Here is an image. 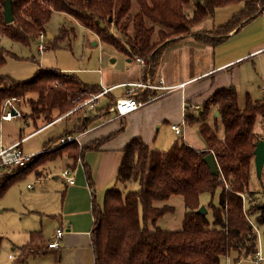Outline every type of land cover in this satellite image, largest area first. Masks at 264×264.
Masks as SVG:
<instances>
[{"label": "trees", "instance_id": "1", "mask_svg": "<svg viewBox=\"0 0 264 264\" xmlns=\"http://www.w3.org/2000/svg\"><path fill=\"white\" fill-rule=\"evenodd\" d=\"M134 0H10L13 19L5 22L3 0H0V36L29 45L31 40L45 32V24L54 11L63 12L86 28L95 32L102 41L112 44L129 58H144L143 73L154 76L160 55L167 45L190 33L191 27L212 16L220 6L242 2L238 11L217 27L193 37L205 44L216 45L227 34L238 31L256 18L264 0H135L137 10L132 13ZM192 2V13L187 16L185 6ZM131 24V31L128 26ZM112 25L120 38L108 30ZM157 39L152 40L154 29ZM70 30L60 28L59 34L48 40L59 46ZM73 32V31H72ZM6 56H18L0 47V67ZM99 85L83 82L76 74L59 68L38 67L32 77L15 79L9 74L0 75V121L3 103L7 98H28L33 113L43 116L46 122L53 119L52 112H68L88 94L98 91ZM111 101L101 111L109 112ZM217 110L214 120H220L223 136L216 134V124L206 122L209 114ZM102 113L85 114L65 134L73 135L87 128ZM259 117L262 132H255ZM184 121L195 125L204 148L198 149L178 141L167 149L152 148L141 137L131 138L122 148V157L116 169L119 182L137 181L139 188L106 189L101 205L93 201V225L90 230L94 264H221L220 258L236 251V260L252 257L257 252V229L264 238V187L250 189L255 172L253 149L264 139V97L252 98L246 92L240 106L239 93L230 84L216 89L196 111L186 110ZM43 144L23 167L11 168L0 174V197L19 176L37 168L51 157L62 152L72 161L97 148L102 139L78 146L77 142L59 145L48 150ZM56 141V139H55ZM68 147V148H67ZM212 152L217 170L212 171L204 156ZM86 179L91 184V171L84 166ZM264 171V166L261 172ZM261 176L259 178H261ZM219 187L218 202L209 201L212 220L206 213L197 212L199 196L213 194ZM172 194L183 196L185 211L181 229L150 228L148 220L171 210L169 205L156 206L154 201L165 200ZM35 234H30L33 241Z\"/></svg>", "mask_w": 264, "mask_h": 264}, {"label": "crops", "instance_id": "2", "mask_svg": "<svg viewBox=\"0 0 264 264\" xmlns=\"http://www.w3.org/2000/svg\"><path fill=\"white\" fill-rule=\"evenodd\" d=\"M44 34L47 36V40L53 37L46 30ZM263 39V21L259 15L254 20L244 24L238 31H230L227 37L216 45L201 43L191 33L183 36L178 41L166 46L162 51L156 73L151 76L157 87L147 90L144 94L136 95L140 99L146 97L147 94L148 98L149 95L151 97L146 103L123 116L101 110L109 101L112 104L115 98L125 95L128 83L145 79L143 65L137 59L125 58L121 51H118L113 45L105 43L110 47L111 53L116 55L115 60H120L121 66L126 65L124 63H133L131 67L130 65L125 66L118 73L114 71L102 73L100 67L88 68L87 66L66 71L62 70L66 73L76 74L85 83L97 84L102 88L103 93L99 97L98 106L92 110L84 108L85 112L83 113L85 115L101 112L102 115H98L83 131L73 134L76 137L75 142L80 146L99 139H102V141L97 148L94 147L86 151L74 163L64 153L57 155V157H61L62 167L54 175V179L58 180L60 175L61 180L59 179L53 185L52 194H48L49 192L43 193L44 188L41 191H34L42 197L41 202L34 207L40 215V223L34 221L31 224L33 228L29 230V246H22L18 249L14 245L12 250L15 251L10 253L9 257L16 258L12 255L19 252L21 254L18 256L22 255V257L28 254H43L41 257H46L47 264H94L90 238V230L93 225L92 204L95 201L101 205L106 189L116 186L118 181L115 174L122 157L123 146L135 136L141 137L150 147L158 149L164 148L156 146H170L176 141L181 143L178 139L181 134H176L171 128V124H177L182 132V142L198 149L204 148L196 126L192 128V125L184 122L186 110L196 111L208 96L222 86L240 84L241 64H238L239 61L248 58L246 54L250 48L262 47ZM209 51H211V60ZM202 52L208 53L210 61L204 69H200L198 60L195 61L192 57L194 54ZM180 83H184L183 88L168 91L164 89V86ZM263 84L264 81L259 86L262 91ZM19 102L15 103L17 108H20ZM185 105L188 106L185 107ZM65 113L60 114L58 112V115L47 123L53 125L58 120L69 119L74 123L69 124V122L65 126L64 132H67L77 120H71V118L73 119L72 113ZM19 115L21 114L19 113L17 117ZM208 122L211 126L216 124V134L218 137H222L223 127L221 121L213 120L211 117ZM162 127L169 129L170 135L162 136L163 138L158 143V135ZM261 130L260 121L256 120L254 131L260 132ZM166 133H168L167 130ZM48 140L50 138L45 142ZM15 143H18L22 149L21 141L18 140ZM12 144L14 142L9 145ZM0 145L2 144L0 143ZM9 145L3 144L2 146ZM40 151L42 150L38 152ZM24 153L36 154L37 152ZM53 158H56V156L48 160H53ZM45 162L31 171L41 175V167L44 166ZM85 165L89 166L91 171V184L86 179ZM65 168L70 170V175L73 178L72 182H68L62 174ZM28 172L19 176L11 184L23 178ZM26 187L31 188L32 185L27 183ZM204 193L206 192L200 194L199 200L200 203L206 205L201 198ZM154 205H169L173 210L171 214L164 213L160 216L161 218L153 219L156 220L154 224L157 225L162 222L161 227L179 228L185 211L181 194H172L165 200H156ZM57 228L63 229L60 244L58 247L47 248L46 244L53 239ZM32 232L35 237L33 241H30ZM257 253L262 257L261 260H256L254 256L236 260L237 252L230 251L229 254L221 256L220 262L221 264H264V238L260 227L257 229Z\"/></svg>", "mask_w": 264, "mask_h": 264}, {"label": "rangeland", "instance_id": "3", "mask_svg": "<svg viewBox=\"0 0 264 264\" xmlns=\"http://www.w3.org/2000/svg\"><path fill=\"white\" fill-rule=\"evenodd\" d=\"M242 4V2H238L236 4L216 7L212 16L205 18L204 20L191 27V35H193V33H200L217 27L221 23L225 22L229 17H231L233 13L238 11ZM136 10L137 4L134 0L132 1L131 11L133 13L134 11L136 12ZM185 12L187 16L191 15L192 2L185 6ZM62 27H66L70 31L68 32L67 36L62 41H60V44L57 47L51 46L48 43L49 38L47 40V36L44 33H42V35L44 36H38L35 39L31 40L29 45L11 40L5 35L0 36V47L9 50L10 52H13L18 56V58L6 56L5 64L0 67V75L9 74L10 76L18 80L27 79L32 77L37 68L40 66L53 68L56 67L64 71L72 70L75 68H82L85 66H87L88 68L100 67V71L102 73H110L111 71L118 73L125 66L130 65L131 67V65L133 64L124 63L126 65L121 66L120 60L116 61V55L111 53L110 47L108 45H105V43L107 42L102 41L95 32L86 28L70 15L63 12L54 11L49 21L45 24V30L53 36H57L59 34L60 28ZM157 29L158 28H155L152 34V40L154 41L157 39ZM108 30L109 32L120 38L121 34L116 33L112 25L108 26ZM128 31H131V24H129L128 26ZM178 40L179 39H177L176 41ZM39 44L45 45V48L41 51L38 49ZM261 48V46L254 49L250 48L246 54L248 55V58L242 59L238 63L241 64V73L240 84L236 85V88L239 93L240 106L242 107L244 105V94L246 92H248L252 96V98L255 99L264 97V92L259 87L260 84L264 81V50L253 56L254 52ZM209 53L211 60V51H209ZM122 55L127 58L124 53H122ZM192 57L195 59V61L198 60L200 69H204L210 63L207 52L194 54ZM111 58H114V61H111ZM135 59H137L143 66L145 65L146 67H148L145 63L144 58L136 56ZM138 82H148L154 85L146 87L142 92L138 91V95L144 94L147 90L155 89L157 87V85L152 81L151 73L149 74L148 72L146 73L144 80H138L130 82L128 84ZM99 88L100 89L98 91L93 93H103L102 88L100 86ZM164 89L168 91L180 89V87L178 86V84H174L171 86H164ZM89 95L90 94H88V96ZM30 97L36 98V93H28L24 98L20 100V102L18 98L16 100H13L10 97V101H13L14 106L15 103H20V108H17L16 106L15 108L16 111H18L21 115L17 117V113L12 118L1 119L0 143L2 145H9L12 142H18L19 140L21 141V146L24 152L38 153L39 150H42V145L47 139L55 138L56 141L54 139L46 146L48 150H51L49 148L58 141V138L66 135L64 132L65 126L69 122V124H73L74 122L70 121L69 119H63L58 120L53 125L48 124L46 121H44L43 116L33 113L30 103L28 102V98ZM150 97L151 95H149V98ZM149 98L148 94L146 97H142L141 99L137 97V99L142 102L141 105L146 103ZM84 100L78 101L77 106L74 108L76 109L82 106L80 109L71 110L68 111V113H64H72L73 119L71 118V120H78L83 116V113L85 112V105L83 104ZM187 106L188 105H185V107ZM57 115L58 112L54 110L52 112L53 118ZM211 117L214 120L216 116H213V114L211 116V113L209 114L208 118L206 119V122L209 125L211 124L208 122V120H210ZM257 120H259V117ZM193 126L195 127V125H192L191 127L194 128ZM166 130L168 131V133H166ZM166 134L170 135L169 129H165L164 127H162L159 131V137L157 140L158 143H160V140L163 138L162 136H165ZM77 145L80 146L78 143ZM156 147L167 149V147L169 146ZM63 153L64 152H62V154ZM80 158L81 157L79 155L77 159ZM61 167V157L56 156V158H53V160L46 161L44 166L41 167V175H37L35 171L28 172L23 178L11 184L7 188L5 193L0 197V264H47L46 257H41L43 254H28L24 255L23 257L21 255L16 258H10L9 254L15 251L12 250V247L14 245L17 246L18 249H20V247L22 246H29V230L33 228L31 224L34 221H36L38 224L40 223V215L34 207L41 202L42 197L39 193H34V191H41L44 188L42 190L43 193L49 192L48 194H52L53 185L60 179L59 175V179L55 180L54 175L59 172ZM27 183L32 185V187L27 188ZM261 186L264 187V171L261 178H258L255 172L252 173L249 188L254 190L261 188ZM113 187L120 190H135L139 188V184L137 181H130L126 183L118 181L116 186ZM219 192L220 188L217 187L213 194L209 192L202 194V201H205L204 204H207L210 200L214 203H217ZM204 206L206 207V205ZM206 209L207 210L205 213L208 219L211 221L212 209L210 207H206ZM171 212H173L172 209L166 211L167 214H171ZM155 221L156 220H148V226L151 228H155L157 226L161 227L160 225L162 224V222L156 225L154 224ZM164 229L177 230L181 229V225L177 229Z\"/></svg>", "mask_w": 264, "mask_h": 264}, {"label": "built area", "instance_id": "4", "mask_svg": "<svg viewBox=\"0 0 264 264\" xmlns=\"http://www.w3.org/2000/svg\"><path fill=\"white\" fill-rule=\"evenodd\" d=\"M259 16L262 18L263 21V34H264V6L261 8V11L259 13ZM40 37L44 36L42 33L39 34ZM45 48L44 44H39L38 49L41 51ZM264 50V39L262 43V48L254 52L253 56L258 54L259 52ZM154 86L150 83L145 82H138V83H131L126 86V94L123 96H119L115 98L112 101V104L109 108V111L117 116H123L132 110L138 108L141 106L142 102L137 99L136 95L138 94V91L142 92L146 87ZM180 88L184 86V83L178 84ZM264 91V84L261 87ZM102 93L95 94L91 93L84 101L83 104L85 105V108L87 109H95L98 106V100ZM13 100H16V97H11ZM3 115L2 118L9 119L13 116H15L18 111H16V108L13 104V101H10V98H7L3 103ZM13 112V113H12ZM171 128L175 131L176 134H181V129L177 124H171ZM70 141H76V137L73 135L66 134L64 136H61L58 138V141L53 144L49 149H55L59 145H62L63 143H68ZM35 154H26L23 152V150L19 147L18 143H14L9 146H2L0 145V174L1 173H10L11 168H19L23 167L26 164L29 163V161L32 159V157ZM62 174L65 176L68 182H72L73 178L70 175V170L68 168L63 169ZM63 234V229L57 228L54 237L51 241H48L46 244L47 248H54L59 246V241L61 239V236ZM20 255L19 252H15L12 256L17 257ZM254 258L256 260H261L262 257L258 255L256 252L254 254Z\"/></svg>", "mask_w": 264, "mask_h": 264}, {"label": "water", "instance_id": "5", "mask_svg": "<svg viewBox=\"0 0 264 264\" xmlns=\"http://www.w3.org/2000/svg\"><path fill=\"white\" fill-rule=\"evenodd\" d=\"M2 4L4 21L10 22L13 19L11 2L10 0H3ZM111 61H114V59H112ZM217 115L218 112L217 110H215L214 116ZM178 139L179 141H182L183 137L180 135ZM204 161L212 171L217 170V163L212 152H209L204 156ZM253 162L256 176L259 178L264 166V139H259L255 144V147L253 149ZM206 210V207L203 204H200L196 211L204 214Z\"/></svg>", "mask_w": 264, "mask_h": 264}]
</instances>
